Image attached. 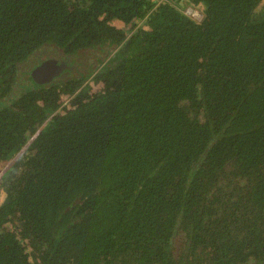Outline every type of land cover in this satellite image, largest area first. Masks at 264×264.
Returning <instances> with one entry per match:
<instances>
[{
  "label": "trees",
  "instance_id": "trees-1",
  "mask_svg": "<svg viewBox=\"0 0 264 264\" xmlns=\"http://www.w3.org/2000/svg\"><path fill=\"white\" fill-rule=\"evenodd\" d=\"M0 264H264V0H0Z\"/></svg>",
  "mask_w": 264,
  "mask_h": 264
},
{
  "label": "water",
  "instance_id": "water-1",
  "mask_svg": "<svg viewBox=\"0 0 264 264\" xmlns=\"http://www.w3.org/2000/svg\"><path fill=\"white\" fill-rule=\"evenodd\" d=\"M70 67L71 65L67 64L63 59L50 57L34 66L30 75L36 83H44L52 80L53 77L57 76L64 69Z\"/></svg>",
  "mask_w": 264,
  "mask_h": 264
},
{
  "label": "rangeland",
  "instance_id": "rangeland-1",
  "mask_svg": "<svg viewBox=\"0 0 264 264\" xmlns=\"http://www.w3.org/2000/svg\"><path fill=\"white\" fill-rule=\"evenodd\" d=\"M200 16H201V13L199 12V18H200ZM50 57H54V56H51L48 52L43 55L44 59L50 58ZM55 58H57V57H55ZM63 58H60V59H63L67 64H69L71 57L70 56H65V57L63 56ZM99 63H100V60H98L97 57L94 54H92L91 56H89V59H86V57L84 58V65L82 66V68H84V67L88 68L91 65H94L93 68L97 69V67L99 66ZM69 65H71V64H69ZM95 88H96L95 85L92 86V89H95ZM183 242H184L183 232L177 231L175 234V240L173 243L174 244L173 247H174V249L177 250V252L181 251V249L183 247Z\"/></svg>",
  "mask_w": 264,
  "mask_h": 264
},
{
  "label": "built area",
  "instance_id": "built-area-1",
  "mask_svg": "<svg viewBox=\"0 0 264 264\" xmlns=\"http://www.w3.org/2000/svg\"><path fill=\"white\" fill-rule=\"evenodd\" d=\"M185 12L190 14V15H193L195 18H199V11L193 7L188 6L185 9Z\"/></svg>",
  "mask_w": 264,
  "mask_h": 264
},
{
  "label": "crops",
  "instance_id": "crops-1",
  "mask_svg": "<svg viewBox=\"0 0 264 264\" xmlns=\"http://www.w3.org/2000/svg\"><path fill=\"white\" fill-rule=\"evenodd\" d=\"M119 21H117V24H118Z\"/></svg>",
  "mask_w": 264,
  "mask_h": 264
}]
</instances>
